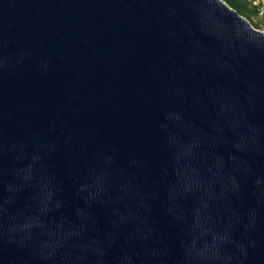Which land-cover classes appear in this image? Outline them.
I'll list each match as a JSON object with an SVG mask.
<instances>
[{"label": "water", "instance_id": "water-1", "mask_svg": "<svg viewBox=\"0 0 264 264\" xmlns=\"http://www.w3.org/2000/svg\"><path fill=\"white\" fill-rule=\"evenodd\" d=\"M0 264H264V32L223 0H0Z\"/></svg>", "mask_w": 264, "mask_h": 264}, {"label": "trees", "instance_id": "trees-1", "mask_svg": "<svg viewBox=\"0 0 264 264\" xmlns=\"http://www.w3.org/2000/svg\"><path fill=\"white\" fill-rule=\"evenodd\" d=\"M228 6L235 10L238 14L246 18L250 22V19L256 18L260 24H255L254 28L264 30V19L257 18V11L255 8H251L244 0H223ZM259 26L261 28H259Z\"/></svg>", "mask_w": 264, "mask_h": 264}, {"label": "built area", "instance_id": "built-area-1", "mask_svg": "<svg viewBox=\"0 0 264 264\" xmlns=\"http://www.w3.org/2000/svg\"><path fill=\"white\" fill-rule=\"evenodd\" d=\"M251 8L257 11V18L264 19V0H244ZM264 32V30H261Z\"/></svg>", "mask_w": 264, "mask_h": 264}, {"label": "rangeland", "instance_id": "rangeland-1", "mask_svg": "<svg viewBox=\"0 0 264 264\" xmlns=\"http://www.w3.org/2000/svg\"><path fill=\"white\" fill-rule=\"evenodd\" d=\"M258 23L260 24L259 20H257L256 18H252V19H250V24H251L252 27L256 26L255 24H258ZM252 24H253L254 26H253ZM259 28H261V27L259 26ZM255 29H256V28H255ZM258 30H261V29H258Z\"/></svg>", "mask_w": 264, "mask_h": 264}]
</instances>
